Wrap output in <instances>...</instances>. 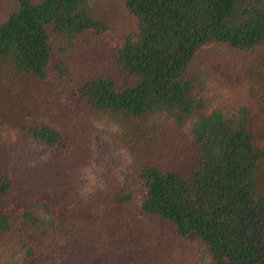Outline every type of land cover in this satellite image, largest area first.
Wrapping results in <instances>:
<instances>
[{"label": "trees", "instance_id": "trees-1", "mask_svg": "<svg viewBox=\"0 0 264 264\" xmlns=\"http://www.w3.org/2000/svg\"><path fill=\"white\" fill-rule=\"evenodd\" d=\"M2 1L0 153L15 167L0 178V264H173V240L179 263L184 245L190 262L264 264V0H124L137 29L104 54L91 0ZM102 59L119 79L92 70ZM24 78L82 115L18 128ZM17 191L24 204L4 209Z\"/></svg>", "mask_w": 264, "mask_h": 264}, {"label": "rangeland", "instance_id": "rangeland-1", "mask_svg": "<svg viewBox=\"0 0 264 264\" xmlns=\"http://www.w3.org/2000/svg\"><path fill=\"white\" fill-rule=\"evenodd\" d=\"M6 3L0 0V12L4 11ZM90 12L92 17L97 20L104 22L108 27L109 31L105 34L104 39L98 43L101 48H99L102 53H106L111 45V39L113 38H121L126 35L132 34L137 29V19L131 16L125 7L124 0H91L89 5ZM57 62H55L50 68L51 74L55 76ZM94 72L97 71L99 73L115 77L119 79L114 72V68L110 62L106 60H101L100 63H96L94 68L92 69ZM91 69L85 71V73H91ZM55 82V81H54ZM15 96L11 95L9 98L11 102L12 108H9L8 116L13 122L21 128L23 124H47L52 126L53 128H57L59 130H63L68 127L67 125V117H63V114L70 110L78 115H82L79 110V107L74 100V97L69 92H65L63 88H58L55 84L51 82L41 83L35 80L24 78L23 81L19 85H15V82L11 85ZM0 92L2 96H5V91L0 86ZM21 95L20 99L16 97ZM77 107V108H76ZM30 115V118L28 116ZM1 119H3V114L0 115V123ZM20 123V124H19ZM2 127H0V130ZM6 130V129H4ZM3 130V131H4ZM7 132V130H6ZM8 133V132H7ZM9 134V133H8ZM19 143L14 144L13 149L15 150L17 156L20 158L23 156L22 152L19 150L23 139L22 135L18 138ZM29 142V139H28ZM27 142V143H28ZM31 142V141H30ZM28 144L27 147V159L32 160L35 159L37 155H40L41 147L39 145L34 144L33 142ZM178 143V141H176ZM174 143V142H172ZM108 143L104 142V146L101 150L98 151L97 157L104 166H107L112 163L110 160V152H108ZM6 153H0V178L5 173H10V171L15 167V163H11L9 156ZM23 194H19L17 191L15 195L12 196V199L9 201H2V205L4 209L8 208L9 202L24 204L23 203ZM179 245L173 240V242L165 249L164 255L168 259L169 262L173 264H201L202 256H198L197 262H190L189 256L191 251L189 249L186 250V246L180 245L183 249L181 263L174 261L173 257L179 250L176 251V246ZM7 246V245H6ZM4 250H0V258H2V262L7 261L9 257L12 256V253L9 252V246ZM194 248V246H193ZM108 252L110 250L108 249ZM112 252V251H111ZM110 254V253H109ZM117 256L115 251L114 255H110V257ZM126 256V255H124ZM125 258L118 257V261L121 264H126ZM173 260V261H171Z\"/></svg>", "mask_w": 264, "mask_h": 264}]
</instances>
